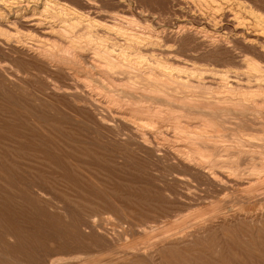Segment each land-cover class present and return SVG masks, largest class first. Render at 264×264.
<instances>
[{"label":"rangeland","instance_id":"rangeland-1","mask_svg":"<svg viewBox=\"0 0 264 264\" xmlns=\"http://www.w3.org/2000/svg\"><path fill=\"white\" fill-rule=\"evenodd\" d=\"M186 2L50 0L80 19L67 35L84 46L76 62L28 51L38 13L0 25V264H264L262 96L243 111L185 114L189 102L122 73L103 87L93 65L100 46L136 32L158 44L151 59L242 71L239 49L212 48ZM212 77L185 94L209 96Z\"/></svg>","mask_w":264,"mask_h":264},{"label":"bare ground","instance_id":"bare-ground-1","mask_svg":"<svg viewBox=\"0 0 264 264\" xmlns=\"http://www.w3.org/2000/svg\"><path fill=\"white\" fill-rule=\"evenodd\" d=\"M258 2L264 4V0H187L188 11L183 14L186 18L197 19L205 26L204 28H207L208 32L204 39L206 42L209 41L212 48L223 50L227 54L230 50L232 51V48H238L240 62H243L242 71L216 68L225 66L226 61H221L223 65L197 69L151 59L147 57V54L156 51L158 44L149 37L130 32L126 34L125 45L106 44L99 47L98 52L94 54L93 62L97 78L103 81L102 85L106 88L112 84L109 76L113 73H122L126 75L131 88H136L139 84L148 86L157 97L187 101L189 104H182L184 111L185 108H192L200 114H229L232 111H243L258 101L253 98L255 95V97L261 95L260 102L264 103V9ZM193 3L198 5L199 10L193 9ZM50 7V0H0V25L8 26L6 22H9L11 26L14 25L18 29V26L23 24L22 20L32 19L29 17L38 13L39 17L30 20L31 30L28 31L27 37L33 39L32 36L35 34L37 38L35 39L37 44L28 48L32 56L56 58L57 62H61V59L76 62L78 58H84L85 54L82 49L84 46L67 38L69 33L78 32L76 30L80 24L79 17L75 12H68L62 8L63 6L54 12H50ZM84 27L88 30L91 26L85 25ZM48 36L53 37L52 43L58 40L67 43L61 48H56L55 43L47 44ZM236 44L240 47H236ZM234 57L236 56H232ZM211 75L214 76L212 78L217 86L210 92L202 93L210 94L209 96L185 94L188 87L197 86L199 88L201 84H204L203 79ZM195 82L198 84H192ZM253 84L255 85L252 86ZM222 103L225 107H220ZM168 112L167 114H171V111ZM137 113L138 111L134 110H121L115 111L114 114ZM185 114L189 112L185 111ZM217 116L220 118L219 115ZM221 120L225 118L221 116ZM195 135V138L204 139L201 133ZM235 141L239 145L244 143V140L237 136ZM262 149L259 155L264 159V145ZM252 167V170L256 168L254 165ZM219 174L222 175V173Z\"/></svg>","mask_w":264,"mask_h":264}]
</instances>
